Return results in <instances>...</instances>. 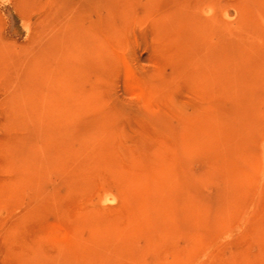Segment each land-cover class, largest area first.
Masks as SVG:
<instances>
[{"label": "rangeland", "instance_id": "obj_1", "mask_svg": "<svg viewBox=\"0 0 264 264\" xmlns=\"http://www.w3.org/2000/svg\"><path fill=\"white\" fill-rule=\"evenodd\" d=\"M0 264H264V0H0Z\"/></svg>", "mask_w": 264, "mask_h": 264}]
</instances>
